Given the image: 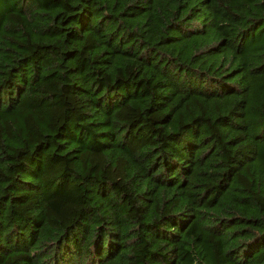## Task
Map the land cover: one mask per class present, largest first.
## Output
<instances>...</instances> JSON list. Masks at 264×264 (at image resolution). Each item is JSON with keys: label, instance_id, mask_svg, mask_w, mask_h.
<instances>
[{"label": "trees", "instance_id": "trees-1", "mask_svg": "<svg viewBox=\"0 0 264 264\" xmlns=\"http://www.w3.org/2000/svg\"><path fill=\"white\" fill-rule=\"evenodd\" d=\"M0 264H264V0H0Z\"/></svg>", "mask_w": 264, "mask_h": 264}]
</instances>
